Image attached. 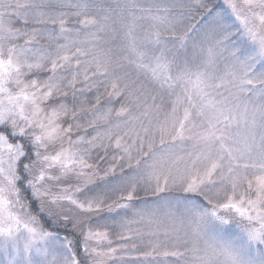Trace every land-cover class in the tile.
I'll return each mask as SVG.
<instances>
[{
  "label": "snow or ice",
  "instance_id": "1",
  "mask_svg": "<svg viewBox=\"0 0 264 264\" xmlns=\"http://www.w3.org/2000/svg\"><path fill=\"white\" fill-rule=\"evenodd\" d=\"M0 264H264V0H0Z\"/></svg>",
  "mask_w": 264,
  "mask_h": 264
}]
</instances>
